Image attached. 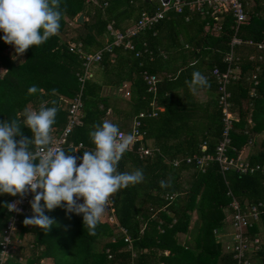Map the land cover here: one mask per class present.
<instances>
[{"label": "trees", "instance_id": "16d2710c", "mask_svg": "<svg viewBox=\"0 0 264 264\" xmlns=\"http://www.w3.org/2000/svg\"><path fill=\"white\" fill-rule=\"evenodd\" d=\"M59 4L62 17L58 33L27 49L19 62L14 59L18 55L14 46L0 39V122L22 120L25 110L57 107L50 133L56 135L66 120L62 99L76 93V73L82 63L77 53L69 51V45L78 44L84 52H95L106 41L108 23L123 30L142 11L149 13L159 7L157 0H59ZM243 4L247 20L239 25H235L230 11L211 15L207 6L191 11L184 7L179 13L169 10L153 27L131 40L140 48L137 56L115 46L91 66V70L100 71L101 78L95 80L91 71V77L83 83L79 121L66 137L67 143L81 146L75 151L68 147L65 150L77 157L78 165L85 151L94 150L89 133L110 112L119 115L121 122L116 121L115 125L119 123L123 132L129 130L136 113L145 112L140 125L144 131L141 141L133 144L132 151L126 150L117 165L121 173L142 169L143 182L120 189L110 197L116 224L131 238L130 248H126L121 235L115 234L114 226L103 220L95 235H90L83 226V215L67 213L62 202L51 211L45 209L44 214L54 220L47 233L23 224L30 215H19L18 235L29 230L33 239L20 245L7 264H43L47 258L51 259L49 264H130V260L133 264H234L232 252L221 249L215 236L226 223L223 209L230 199L226 191L240 203L264 201L263 176L259 172L240 175L233 170L222 175L215 161H209L201 170L193 163L172 166L170 160L214 154L223 125L216 102L217 84L210 74L214 67L221 71L229 64L237 70L226 86L229 109L234 114L227 154L235 155L243 147H251L264 132V52L256 47L264 40V0ZM78 13L83 14L80 24L74 21ZM3 35L0 32V37ZM232 35L242 42L232 45V60L226 63L224 56ZM246 40L252 43H245ZM144 71L157 77L154 99L163 110H157L155 115H149L152 93L142 79ZM194 71L205 76L210 86L192 91L189 85ZM123 82L129 89L126 98L115 96V92H101L103 86L114 90ZM33 85L37 92L29 93ZM201 89L209 95L204 102L197 99ZM21 126L22 135L31 138V131ZM140 144L157 147L158 152L139 157L135 149ZM251 148L246 158L251 163L264 162V138ZM184 172H188L185 181ZM161 181H170V187L162 188ZM170 194L174 195L167 199ZM11 197L0 194V236L7 218L6 203ZM255 231L252 228L250 233ZM178 233H189L190 237L181 242ZM263 244L262 239L260 248L247 256L248 264L253 257L260 258L262 264Z\"/></svg>", "mask_w": 264, "mask_h": 264}, {"label": "clouds", "instance_id": "9594fccd", "mask_svg": "<svg viewBox=\"0 0 264 264\" xmlns=\"http://www.w3.org/2000/svg\"><path fill=\"white\" fill-rule=\"evenodd\" d=\"M61 17L59 0H0V32L4 34L0 39L13 45L18 55L23 54L56 35ZM189 86L196 91L197 87L210 85L205 76L194 71ZM28 92H37V87L31 86ZM57 110V107L25 110L22 120L0 122V194L13 197L34 194L30 201L33 215L23 220L26 226L47 233L54 220L44 214L45 209L51 211L63 202L67 213L83 215V226L90 235H95L110 197L120 189L143 182L142 169L131 173L117 171L133 137H126L118 125L103 121L89 133L94 150L85 151L77 166V157L61 147H50ZM21 124L31 131V138L22 135ZM170 184L160 182L162 188ZM81 199L83 202L78 203ZM6 207L9 212L20 211L16 202Z\"/></svg>", "mask_w": 264, "mask_h": 264}, {"label": "built area", "instance_id": "2783aa9c", "mask_svg": "<svg viewBox=\"0 0 264 264\" xmlns=\"http://www.w3.org/2000/svg\"><path fill=\"white\" fill-rule=\"evenodd\" d=\"M95 3L97 0H88ZM159 7L153 12L142 11L136 21L130 26L123 30H119L108 23L105 26V43L104 45L96 50L95 52H84L81 50L79 45H69V51H73L82 58L81 69L76 73L78 81V89L76 93L69 99H62L65 103L66 120L63 128L56 134L51 135V145L50 147H61L64 150L66 148H72L75 151L81 146V144L72 145L66 142V137L69 134L72 127L78 123L80 117V109L82 107L81 93L83 88V83L86 79L90 78L91 66L97 63L102 53H110L112 48L115 46H121L122 49L133 52L134 56H137L140 52V48L134 46L131 42L137 34L143 30L150 29L162 19L165 13L169 10L174 12H181L184 7L188 10H199L202 6H207L211 10V15L215 13H222L230 11L232 17L234 18L235 25H239L247 20V15L244 10V2L249 0H157ZM105 4V3H104ZM242 40L236 35H232L229 42V50L224 56V61L230 63L232 60V45L241 43ZM245 43L251 44L250 40L244 41ZM144 43H142L143 45ZM256 47L264 52V40L262 42L256 43ZM111 60V59H110ZM3 72V68L0 67V74ZM236 69L227 65L224 70H218L213 68L210 71L211 76L215 83L217 84V105L221 111L222 118V133L221 138L214 149V154H201V155H186L184 157H174L170 160L172 166H178L180 163H193L195 166L199 167L201 170L204 165L209 161H215L218 164L219 171L223 175L227 170H233L240 175L244 174H254L259 172L264 178V162L262 163H251L246 155L242 153V149L239 150L235 155L227 154V144L229 142L228 132L231 127V121L234 118V114L229 109V92L227 90V83L230 79L236 76ZM142 79L147 84V91L152 93V99L149 101L150 112L149 115H155V112L161 108L154 99L157 81L155 74L142 72ZM116 95L123 98L128 97L129 89L127 83L123 82L117 85L114 89ZM145 116L144 111H139L136 113L132 119L130 128L127 132L120 130L126 137L131 135L133 137L132 142L128 145L127 151L133 150V144L135 142H140L144 131L140 130L141 118ZM250 123V121H249ZM135 152L139 157L146 155H151L152 153L158 152L157 147L154 146H140L135 149ZM78 166V164H77ZM39 191V190H38ZM226 194L230 197L227 204V210L229 212L230 226L232 228L230 243L226 244L224 247L225 251L232 252V258L234 264H248L247 256L255 252L260 248L262 239L264 240V201H257L251 203H240L229 190ZM174 194L167 195V199H171ZM33 193H26L23 197L16 196L11 197L7 200L6 204H11L16 202V206L20 209L19 212L11 211L9 212L6 207L7 218L4 223L3 231L0 236V264H7V262L13 259L17 253L18 244L20 241L18 237L19 232V221L21 214H27L32 216L33 213L30 207V201L33 199ZM111 202V201H110ZM105 213L107 215V222L114 226L115 234L122 236V240L126 245V248H130L131 238L126 233L125 229L116 224V220L113 215L111 203L106 206ZM252 228H256V231L250 233ZM113 241V238H111ZM166 254V253H165ZM131 256H134L131 252ZM21 257H18L20 260ZM41 263V261H40ZM130 264L133 261L130 260ZM158 264H163V262H158Z\"/></svg>", "mask_w": 264, "mask_h": 264}, {"label": "rangeland", "instance_id": "374dc122", "mask_svg": "<svg viewBox=\"0 0 264 264\" xmlns=\"http://www.w3.org/2000/svg\"><path fill=\"white\" fill-rule=\"evenodd\" d=\"M70 25H72L71 22L68 23V26L71 28ZM72 27H73V26H72ZM70 30H71L70 33L73 34L72 29H70ZM14 57H15V56H14ZM20 59H22V57H20ZM20 59H19V60H20ZM109 89H112V87H109ZM106 91H107V90H106ZM106 91H104V93H106ZM120 99H121V98H120ZM118 117H119V115L114 114V113H110V115H108V119H111V122L120 121V119H119ZM263 138H264V132H263V133H260V136H259V137L257 136V137L255 138V140L253 141V147L256 148V147L259 145L260 140L263 139ZM247 148H248V147H247ZM249 149H250V147H249ZM251 150H253V148H251ZM187 177H188V172H184V173H183V180L185 181ZM81 200H82V199H81ZM223 213H224V221H225L226 223H224L225 226H222L221 228H224L223 230H226V229H227L228 232L231 233V232H232V228H231V226H230L229 212H228V210H227L226 207L223 209ZM106 218H107V215H106V213L104 212V214H103L101 220L105 221V220H107ZM193 218H194V216H192L191 221L193 220ZM190 224H191V223H190ZM228 225H229V226H228ZM226 226H227V227H226ZM221 228H220V230H221ZM220 230L216 232L215 236H216V239L218 240V242L220 243V247H221V242L223 241V236H222V231H220ZM23 234H24L23 238H21L20 241H18V242H19V244H18L19 246L25 244L26 242H31L32 239H33L32 232H31V231L27 230V231H26L25 233H23ZM189 237H190L189 233H188V234H182V233H178V234H177V239H178L179 241H181V242H182V241H186V240H188ZM262 248L264 249V244H263V247H262ZM221 249H223V248H221ZM223 250H224V249H223ZM253 253H254V252H253ZM253 253H251V254H253ZM50 261H51V259L47 258V259H43V260H42V263H43V264H49ZM250 264H261V259L258 258V257H253V258H251V260H250Z\"/></svg>", "mask_w": 264, "mask_h": 264}, {"label": "crops", "instance_id": "0c3cea01", "mask_svg": "<svg viewBox=\"0 0 264 264\" xmlns=\"http://www.w3.org/2000/svg\"><path fill=\"white\" fill-rule=\"evenodd\" d=\"M20 57H22V54H19V55H16L15 57H14V59H15V61L16 62H19L21 59H20ZM20 59V60H19ZM175 64H176V62H175ZM92 71H93V78L95 79V80H99L100 78H101V76H102V74L100 73V71L99 70H97L96 68H93L92 69ZM236 72H237V70H236ZM107 90V91H106ZM104 91H106V93H104ZM101 92L103 93V94H108V93H110V94H112L113 92H114V90L113 89H109V86H103L102 87V89H101ZM115 96H116V94H115ZM208 91L207 90H205V89H201V90H198V92H197V99L199 100V102H204L207 98H208ZM159 106L161 107L160 109H159V111H162L163 110V107L159 104ZM110 113H112V112H110ZM110 113L108 114V115H110ZM115 114V113H114ZM105 120H108V121H110L111 122V119H108V116L107 117H105L104 118V121ZM116 122V121H115ZM115 122H112L113 124H115ZM119 122H121V121H119ZM130 121H128V123H129ZM119 124V123H118ZM117 124V125H118ZM119 127V126H118ZM120 129V128H119ZM252 145V144H251ZM250 146V145H249ZM249 146H246V147H243V149H242V153L243 154H245V155H247L248 154V152L251 150V147L253 146H251L250 147V149H249ZM248 147V148H247ZM83 201L82 200H80L79 201V203H82ZM223 226H225V224L223 225ZM229 226V225H228ZM227 227V226H226ZM224 228H221V230L220 231H222V236H223V241L221 242V248H223L224 249V247L226 246V244H229L230 243V239H231V233H229L228 232V230L226 229V230H223ZM19 234V233H18ZM23 236H24V234H23ZM23 236H19L18 235V237H19V239H21V238H23ZM18 247H19V245H18Z\"/></svg>", "mask_w": 264, "mask_h": 264}, {"label": "water", "instance_id": "95a60500", "mask_svg": "<svg viewBox=\"0 0 264 264\" xmlns=\"http://www.w3.org/2000/svg\"><path fill=\"white\" fill-rule=\"evenodd\" d=\"M162 1H166V0H162ZM74 21L76 23H82L83 22V14L82 13H78L77 16L75 17ZM262 264H264V258L262 260Z\"/></svg>", "mask_w": 264, "mask_h": 264}]
</instances>
